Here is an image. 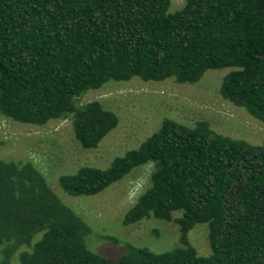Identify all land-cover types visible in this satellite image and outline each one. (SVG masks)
Here are the masks:
<instances>
[{"label": "trees", "instance_id": "1", "mask_svg": "<svg viewBox=\"0 0 264 264\" xmlns=\"http://www.w3.org/2000/svg\"><path fill=\"white\" fill-rule=\"evenodd\" d=\"M170 2L0 0V115L36 126L68 119L81 148L93 150L118 115L77 97L109 81L191 85L229 68L220 95L264 123V0H185L175 12ZM147 163L150 185L121 223L173 222L179 245L153 253L125 243L109 259L87 247L89 223L32 163L0 158V264H264V145L205 121L164 119L106 168L81 166L58 184L69 196H95ZM199 224L208 256L188 239ZM95 239L120 243L102 234L89 240L93 249Z\"/></svg>", "mask_w": 264, "mask_h": 264}, {"label": "rangeland", "instance_id": "2", "mask_svg": "<svg viewBox=\"0 0 264 264\" xmlns=\"http://www.w3.org/2000/svg\"><path fill=\"white\" fill-rule=\"evenodd\" d=\"M184 2L171 0L170 12L182 8ZM229 70H208L191 85L178 84L171 79L161 82H144L138 78L109 81L100 89L77 97L79 105L100 101L118 115L117 127L93 150L81 148L68 119L36 126L14 122L0 115V158L29 161L42 173L60 200L89 223L91 233L86 244L92 252L117 259L124 253L125 243L153 253L170 251L179 245L178 229L173 222L152 218L128 227L121 223L137 197L149 187L151 163L134 168L95 196H69L59 187L58 178L81 166L106 168L115 157L137 148L164 119L188 126L205 121L218 134L263 146L264 123L220 95L222 80ZM102 234L120 243L95 239L93 249L89 240ZM188 239L198 255L210 254L206 224L196 225L189 232Z\"/></svg>", "mask_w": 264, "mask_h": 264}]
</instances>
